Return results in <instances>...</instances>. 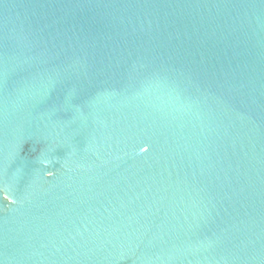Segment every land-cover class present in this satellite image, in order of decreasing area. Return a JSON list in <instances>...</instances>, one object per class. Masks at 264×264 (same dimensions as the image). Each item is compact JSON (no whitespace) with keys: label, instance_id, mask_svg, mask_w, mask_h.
<instances>
[{"label":"water","instance_id":"obj_1","mask_svg":"<svg viewBox=\"0 0 264 264\" xmlns=\"http://www.w3.org/2000/svg\"><path fill=\"white\" fill-rule=\"evenodd\" d=\"M0 264H264V0H0Z\"/></svg>","mask_w":264,"mask_h":264}]
</instances>
